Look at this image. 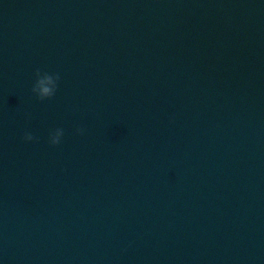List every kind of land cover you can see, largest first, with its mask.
Wrapping results in <instances>:
<instances>
[{"label": "water", "instance_id": "obj_1", "mask_svg": "<svg viewBox=\"0 0 264 264\" xmlns=\"http://www.w3.org/2000/svg\"><path fill=\"white\" fill-rule=\"evenodd\" d=\"M0 264H264V0H0Z\"/></svg>", "mask_w": 264, "mask_h": 264}, {"label": "clouds", "instance_id": "obj_2", "mask_svg": "<svg viewBox=\"0 0 264 264\" xmlns=\"http://www.w3.org/2000/svg\"><path fill=\"white\" fill-rule=\"evenodd\" d=\"M59 80V74L47 70H42L40 67L33 69V80L30 87L31 94L37 100H43L52 97L56 90ZM76 133L82 132L80 127L75 129ZM63 134V129L60 127L53 128L49 131L47 142L49 145H56ZM23 140L32 141L34 136L31 131H25L23 133Z\"/></svg>", "mask_w": 264, "mask_h": 264}]
</instances>
